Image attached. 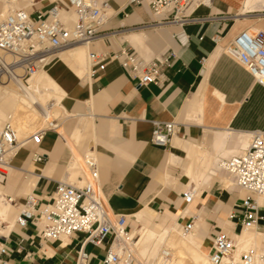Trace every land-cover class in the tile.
Wrapping results in <instances>:
<instances>
[{
    "label": "crops",
    "instance_id": "0c3cea01",
    "mask_svg": "<svg viewBox=\"0 0 264 264\" xmlns=\"http://www.w3.org/2000/svg\"><path fill=\"white\" fill-rule=\"evenodd\" d=\"M107 1L117 13L108 25L114 34L86 47L79 64L71 62L77 53L70 49L55 57L45 70L62 89V101L49 114L54 112L47 127L54 130L39 145L29 143L19 151L5 186L6 194L17 201L16 206H6L10 210L7 215L0 213V247L7 249L1 258L8 264H76L84 235L44 241L33 224L22 228L16 218L28 195L35 194L45 202L53 198L59 182L83 184L82 159L90 152L98 158L101 189L110 209L126 216L134 232L140 228L157 232V214L164 215L162 226L168 223L176 228L193 222L195 243L209 255L218 231L227 230L233 236L240 231L228 218L242 193L227 184L224 187L222 171L213 168L219 158L243 148L237 144L242 140L238 135L254 129L264 131V115L254 112L264 105V88L256 85L225 49L244 30L264 31V9L242 15L244 2L211 0L210 6H201L184 25L176 22L156 29L123 31L122 27L151 22L148 8L129 7L128 0ZM132 44L143 54H152L150 59L170 57L164 86L138 87L116 61L90 79L89 49L112 52L126 45L135 49ZM82 66L86 70L80 76L76 72ZM15 107L10 97L0 100V112L11 118ZM154 121L181 124L169 147L152 145ZM234 125L242 132L232 131ZM206 146L217 154H211ZM35 154L44 156V162H35ZM190 159L202 163L197 180L202 187L194 202L186 206L183 193L196 188ZM259 201L264 206V199ZM171 226L161 228L164 232ZM149 248H142V253ZM86 251L88 264H102L107 247L87 246Z\"/></svg>",
    "mask_w": 264,
    "mask_h": 264
},
{
    "label": "built area",
    "instance_id": "2783aa9c",
    "mask_svg": "<svg viewBox=\"0 0 264 264\" xmlns=\"http://www.w3.org/2000/svg\"><path fill=\"white\" fill-rule=\"evenodd\" d=\"M7 3L10 12L0 21V85L15 81L29 86L30 80L45 71L62 50L76 44L92 48L114 34L108 25L117 13L107 0H55L47 9L38 11L33 10L37 4L24 6V0H7ZM127 5L147 7L153 20L132 28L122 27L123 31L148 30L176 22L184 25L194 19L201 6H210L205 0H128ZM213 41L217 43L218 38ZM225 51L244 67L256 85L264 88V31H242ZM114 61L138 87L150 84L162 87L168 80L169 56L144 59L130 45L112 52L89 49L90 79L104 73ZM153 126L151 143L157 148L169 147L181 129L176 121H154ZM50 130L54 129L42 127L22 138L11 121L5 123L0 132V205H17L5 192L15 168L16 153L29 143L39 145ZM33 160L43 163L45 159L35 154ZM82 164L83 184L59 182L53 198L45 202L35 194L28 195L20 206L17 225L26 228L33 224L44 241L84 235L76 264H88L87 246L107 247L102 264H174L173 250L167 242L157 249L154 245L143 254L141 238H136L134 230L128 227V218L110 209L102 193L95 153L85 155ZM219 166L232 180L235 190L242 193L236 210L228 218L240 231L235 236L227 230L217 232L209 263L264 264V216L261 214L264 206L259 201L264 198V131L251 134L247 150L222 159ZM197 194L196 188L189 187L182 195L184 203L191 205ZM176 229L180 238L187 239L194 233L195 224L176 225ZM6 255L7 249L0 247V264H8L1 258Z\"/></svg>",
    "mask_w": 264,
    "mask_h": 264
},
{
    "label": "bare ground",
    "instance_id": "6f19581e",
    "mask_svg": "<svg viewBox=\"0 0 264 264\" xmlns=\"http://www.w3.org/2000/svg\"><path fill=\"white\" fill-rule=\"evenodd\" d=\"M205 2H208L209 4H211V0H205ZM243 2L245 3L243 5V7L244 6L245 7L243 10L244 12L241 11V13L243 12L242 15H244V13H247L249 11H255V10L258 11V9H260L262 11V8L264 9V0H237V4H242ZM5 3H6V5L3 7V11H2V13H0V21L10 12V9H11L9 4L7 3V0H5ZM26 5L29 7L33 6L34 0H33L32 4L27 3ZM65 19L69 20L70 17L65 16ZM71 19H73V18H71ZM158 27H160V26H155L153 29H156ZM76 46H79V47L74 48ZM86 47L87 46H84L82 44H76V45L70 46V47L62 50L61 52H59L57 54L56 57H58L59 55H61L65 51L72 49L71 51L76 52L77 54L71 59V62L79 64L82 61V57H85ZM85 70H86V68H84V66H82V68L80 70H77L76 73H78L80 76H82L84 74ZM74 71H75V69H74ZM52 77L53 76L49 72L45 73L43 71L42 73H40L39 75L35 76L33 79L30 80L29 86H23V85L17 86L14 84L13 81L10 84L8 83V84H4V85L1 84L0 85V100L4 99V98H9V97L17 100L16 101V107H15V110L12 114L11 121L13 122L15 127L18 129L20 136L21 137L23 136L22 138L26 137L25 134H27L26 132L29 131V129L31 130L30 126H28V121L26 119H28V117L33 116V115H37V116L40 115L41 118L46 119L49 116L51 110L54 108V106L61 99V96L63 93L62 89L59 87V85L55 81L52 80ZM48 101H53V104H51L52 102H50L51 106L48 105V107H44V103L48 102ZM37 105L43 106V108L41 107L39 109L37 107ZM45 105H47V104L45 103ZM28 113H31L32 115H27ZM1 125H2V122L0 121V128H1ZM46 127H47V125H46ZM255 132H257V131H255ZM253 133H254V131L242 134V137L244 138V142L241 146H243V148H241L240 150H237L234 154H231V155L243 154L244 151L247 150V148L249 147L250 136ZM19 151L16 153L15 158L18 155ZM224 158H229V157L227 156ZM221 160H222L221 158H219L217 160V162L213 168V171L216 172V171H218V169H219V171H222L220 166H219V162ZM226 179H229V178H226ZM229 180H230L231 184H228V186L234 187L232 180L231 179H229ZM260 199H262V198H260ZM8 207H6L5 205H0V213L7 215V213H9V211H10ZM135 233H136V235H135ZM194 233H195V231H194ZM194 233L189 238L183 239V238L179 237L178 230L174 227H172L171 229L168 228L167 230H165L162 233H157V232H154V231L146 229V228H144V229L140 228L134 232V235L137 236L136 238H139V237L141 238V243L146 248L150 246V244H151L150 242H152L153 240H156V241L158 240L159 243L163 244V242L165 240H167V238H169L170 240H172L176 243V247H177V245L180 246L181 243L183 242L184 248L180 246V248L178 250L179 251V255H178L179 259L176 258V251L174 252L173 247L170 246L169 245L170 243L167 242V245L173 250L174 264H210L209 263V255L210 254L208 255L205 251L200 250L197 247V245L195 243ZM153 245H155V244H153ZM145 251H147V250H145ZM144 253H146V252H144ZM177 259L179 261H177Z\"/></svg>",
    "mask_w": 264,
    "mask_h": 264
},
{
    "label": "rangeland",
    "instance_id": "374dc122",
    "mask_svg": "<svg viewBox=\"0 0 264 264\" xmlns=\"http://www.w3.org/2000/svg\"><path fill=\"white\" fill-rule=\"evenodd\" d=\"M2 1V2H1ZM55 0H35V4H37L36 6H35V8L34 9H47L49 6H50V4L52 3V2H54ZM3 2H5V0H0V11L3 9V7L5 6V3H3ZM24 6H26V4L28 3L27 2V0H24ZM255 14V13H254ZM149 32V31H148ZM133 45V44H132ZM134 46V45H133ZM135 47V49H136V51L144 58V59H150V57H152V54H150V53H148V54H143L140 50H138L137 49V47L136 46H134ZM45 73L47 72V71H44ZM11 83V82H10ZM9 83V84H10ZM15 85H17V86H20L21 85V83L19 84V83H17L16 82V84ZM13 99V101L14 102H16L17 100L16 99H14V98H12ZM62 99H63V97H62ZM62 101V100H61ZM60 101V102H61ZM50 102H52L51 104H53V101H48V102H45L47 105H45V103H44V107H48V105L49 106H51L50 105ZM37 107L40 109L41 107L43 108V106H40V105H37ZM254 112L256 113V114H258V115H264V105H259L258 106V109L257 108H255V110H254ZM27 115H32L31 113H28ZM53 116H54V112L53 113H51V115L49 116V117H47L46 119H43V118H41V116L40 115H33V116H30V117H28V119H26L27 121H28V126H30V128H31V130L29 129V131H27L26 133L27 134H25L26 136H28L29 134H31V133H34L37 129H40V128H42V127H46V125L52 120V118H53ZM0 119L3 121V123H2V125H1V128H0V132H1V130H2V128H3V126L5 125V123L6 122H8V121H10V119H11V117L8 115V114H5V113H2V112H0ZM12 122V121H11ZM13 123V122H12ZM14 125V124H13ZM15 126V125H14ZM232 131H234V132H237V133H239V132H242L241 130H239V129H237L236 128V126L234 125V126H232L231 128H230ZM252 131H261L260 129H254V130H252ZM24 135V136H25ZM23 137V136H22ZM243 137H242V135H238V139H242ZM243 142H244V138L241 140V141H238L237 142V144L239 145V147L243 144ZM206 143V142H205ZM206 148H208L207 146H206ZM208 150L210 151V153L211 154H214V155H216L217 153H216V151H213V150H210L209 148H208ZM230 156H232V155H230ZM229 156V157H230ZM221 159H223V158H221ZM190 163H191V165H193V168L195 169V175H193V172H192V170H190V172H189V175L190 176H192L193 175V177L194 178H196V188H198L199 190H198V193L200 194V188L202 187V185H200V183H202L201 181L200 182H198L197 180H199V175H198V170L201 168V162H198V161H195V160H192V159H190V161H189ZM82 167H83V164H82ZM192 167V166H191ZM80 174V173H79ZM79 174H76V175H74V176H72V177H74V178H76ZM222 177L224 178L223 180H224V187H226V184L228 185L229 184V181H227V179L226 178H229L227 175H226V173H224L223 171H222ZM73 180V179H72ZM72 183V182H71ZM262 199H264V198H262ZM261 214H262V216H264V210H262L261 211ZM163 214H157L156 215V219H155V223H156V225L158 224L159 225V227L156 229V231H157V233H161V232H163V228H161V227H163L164 226V228L165 227H169V226H171L170 224H168V223H164L163 224V226H162V224H161V222H162V220H164V218H163ZM172 227V226H171ZM168 240V241H167ZM167 240H165L164 242H168V243H170L169 245L170 246H172L173 247V250H174V252L176 251V258H178L179 259V257H178V255H179V248H180V246L181 247H183V242L181 243V245L179 246V245H177V247H176V243L174 242V241H172V240H170L169 238H167ZM156 240H153L152 242H150L151 244H150V248H149V250L150 249H152V248H154V245L153 244H155V246L159 243L158 242V240L155 242ZM160 241V240H159ZM163 242V243H164ZM172 243V244H171ZM162 243H159L157 246H156V249L159 247V245H161ZM142 248H144V246L142 245ZM142 248H141V250H142ZM184 248V247H183ZM182 250V249H181ZM177 259V261H179Z\"/></svg>",
    "mask_w": 264,
    "mask_h": 264
}]
</instances>
